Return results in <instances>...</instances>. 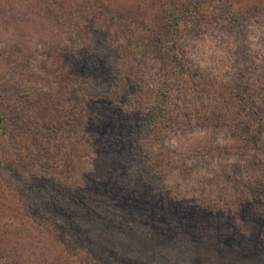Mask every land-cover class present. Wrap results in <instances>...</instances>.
Listing matches in <instances>:
<instances>
[{"label": "trees", "instance_id": "trees-1", "mask_svg": "<svg viewBox=\"0 0 264 264\" xmlns=\"http://www.w3.org/2000/svg\"><path fill=\"white\" fill-rule=\"evenodd\" d=\"M112 1L0 0V8L26 6L30 15L44 24L48 22L53 29L64 26L73 46H85L84 53L70 56L74 63L66 56L61 73L36 65L55 78L52 84H47L40 73L24 71L25 65L11 66L20 80L35 78L44 83L43 92L34 89L32 102H41L45 111L35 119L27 117L24 107L13 112L11 102L24 106L28 99L23 91L0 98V150L4 159L0 179L5 188L16 190L17 197L16 207L11 208L4 205L8 201L1 199L0 193L1 207L6 214L14 212L23 219L21 227L34 239L33 243L50 232L58 234V229L68 235L71 247L53 249L45 264H76L80 252H85L92 264H207L210 257L205 260L206 253L199 255L197 246L204 252L216 250L223 255V262L230 255L233 260L264 264V153L260 151H264V98L250 85L237 84L238 102L228 104L215 127L219 131L229 129L235 139L247 140L242 156L250 150L261 152L254 159L260 166L255 168L260 176L253 173L249 181H244L242 167L232 164L235 169L229 168L226 173L229 182L223 180L213 193L218 199L228 196L225 205L213 201L206 207L204 197L193 201L181 195L182 190L168 181V171L172 172L166 161L169 159L152 152L148 143L154 138L163 141L161 126L168 113L172 86L187 78L194 90L200 89L202 72L190 68L189 60L178 53L183 30L190 22L195 25L202 19L203 2L190 0L180 9L176 7L180 0H152L151 6H144L145 0H132V5L123 8H113ZM143 7L152 12V22L144 20L146 13L139 15ZM225 12L232 19L231 29L239 31L243 25L231 18L226 9ZM124 23H140L144 27L137 34L135 45L122 44L128 38L123 37L124 29L133 30L129 28L133 26ZM144 50L152 51L154 57L166 51V64L156 58L151 70L142 60L149 57ZM14 52L15 58L29 62L27 54L19 50L11 51L8 58L12 59ZM5 64L9 67L8 61ZM153 75L161 78L156 90L148 83H153ZM10 83L12 86L13 79L2 78L0 90L6 92ZM8 104L12 111L7 110ZM51 110L60 113L51 118L46 115ZM94 114L97 118H93ZM221 149L220 154L229 159L227 146ZM83 151L112 156L118 161L111 166L114 174L124 175L125 179L129 176L135 186L128 190L110 180L109 184L92 181L85 187L70 181L65 172H58L57 158L66 163L63 166L79 170L69 158ZM191 171L189 166L185 168V174ZM17 180L23 184L14 188ZM205 183H210L212 189L214 180ZM11 228L15 229L13 225ZM161 230L172 235L185 230L194 241L192 249L182 250L180 255L176 248H166L158 236ZM108 231L118 232L119 240L128 245L133 239H142L149 254L152 249L155 251L154 256L149 255L151 261L141 260L128 249H119L104 240ZM3 234L4 230L0 264H30L7 251L1 243ZM59 237L62 239V235Z\"/></svg>", "mask_w": 264, "mask_h": 264}, {"label": "rangeland", "instance_id": "rangeland-1", "mask_svg": "<svg viewBox=\"0 0 264 264\" xmlns=\"http://www.w3.org/2000/svg\"><path fill=\"white\" fill-rule=\"evenodd\" d=\"M189 1L180 0L176 7L184 8V4L189 3ZM151 2L152 0H145L143 5L151 6ZM202 2V19L195 25L194 22H190L189 26L183 30L182 47L178 53L181 57L189 60L190 68L199 69L202 72L200 89L194 90L193 84H190L191 82L187 78L178 80L172 86L167 103L168 113L161 126L163 141L151 139L148 147L157 155L169 159L166 161L169 162L172 172L168 171V181L171 185L182 190L181 195L184 194L193 201L195 199L201 200V197H204L207 203L205 206L210 207L213 201H217L218 205L226 204L224 199H228V196L224 195L218 199L213 193L217 188L216 185H221L223 180L229 182L226 173L229 168L235 169L232 164L235 163L242 167L241 174H244V181H249L248 177L249 175L252 176L253 173L260 176V172L255 170V168L259 169L260 166L254 162V159L258 155L261 156L260 153H264V151L250 150L247 155L242 156L241 152L245 150L247 140L235 139L229 129L219 131L215 130V127L217 126L216 122L220 119L218 117L224 115L228 104L235 105L238 102L237 84L241 86L250 85L248 87H253L254 92L264 98V0H202ZM132 3V0H113L110 4L113 8H123L132 5ZM169 9L172 10V6H169ZM225 9L231 18L238 19L243 25L240 26L239 31H235L234 28L231 29L232 19L227 18ZM145 13L147 16L144 20L147 23L152 22V12H147L146 8L143 7L139 15H145ZM141 18L143 20L144 17ZM47 24L49 23L44 24L38 18L30 15L26 6L19 9L0 8V55H2L0 56V80L2 78L13 79V85L9 84L12 91L9 90L10 86L6 90V92L11 91L10 93L6 94L0 90V98L5 96L10 98L9 94L15 93L17 95L18 91L27 93L28 99L25 100L24 106L11 102L13 104L11 108L14 112V110L17 111L18 108L24 107L22 110L31 119L39 117L45 111L41 102H36L37 104L32 102L35 99L33 96L34 89L37 88L43 92L46 87L44 83H40L35 78H26L27 82L20 80L17 72L13 71L11 66L17 63L25 65L24 71L40 73L47 84H52L55 82V78L40 68H36V65L48 66V70L55 69L61 73L66 66V56L74 57L78 53H84L85 50L84 45L73 46L64 26L57 28L61 30H57ZM125 25L127 27L133 26L129 27L133 30L124 29L123 37L128 38L122 44L131 45L132 42V45H135L138 43L135 41L137 34L140 30H144V27L140 23H127ZM122 44L121 46H123ZM13 50L27 54L29 62L25 64L23 60L15 58L17 54L15 52L12 59L8 58ZM165 52H158L154 57L152 51L144 50V55L149 57H144L142 60L153 70L156 58L160 63L166 64V61L163 60L167 55ZM71 59L74 63V58ZM5 61L9 62V67L6 66ZM168 69L171 68L167 67ZM151 74L154 73L151 72ZM160 79L159 76L154 77L153 75V85L148 82L152 90L157 89ZM11 108L8 104L7 110L12 111ZM197 109L200 112H197ZM57 113L60 111L51 110L46 115L54 118ZM96 115L94 114L93 118H97ZM64 143L68 142L65 141ZM225 146H227V152L230 153L229 159L220 154L223 152L221 148ZM75 153L78 152L75 151ZM2 155L0 150V166L2 163L4 164ZM69 160L74 161L75 167L79 170L74 171V168L69 169L68 165L63 166L66 163L60 162L58 158L57 165L61 166H58V172H65L66 177L72 182L80 183L86 187L92 181L109 184L112 180L115 184L117 183L123 188L126 187L128 190H132L135 186L136 182H133L129 176L125 179L123 178L124 175H119L121 178L114 174L116 171L112 170L111 166L113 163L118 164V161H114V158L109 154L88 151L78 154V156L74 155ZM187 166L192 171L185 174ZM247 169L250 170L247 171ZM212 180H214V184L211 189L210 183L205 182ZM215 180L218 182L217 184H215ZM11 182L13 181L11 180ZM20 184H23V181L17 180L13 183V187L19 188ZM15 192L16 190L5 188L4 182L0 179V193L3 194L1 199L8 201H5L4 205H11V208L16 207ZM1 206L3 205L0 204V238L4 230L1 243L8 248L7 251L16 253L20 260L29 261L30 264H45L53 249L71 247L67 240L68 235H64L65 232L62 229L56 231L58 234L50 232L51 235L40 238L42 240L39 239L38 242L35 240V243L31 242L34 239L29 238L27 231L21 227L20 221L23 219L16 217L14 212L6 214L4 207ZM8 221L11 223L7 224ZM11 225L15 229L11 228ZM17 229H22L25 232H17ZM173 230L174 228H172ZM185 230L176 235L165 234L161 230L158 236L165 243L166 248H176L181 255L182 250H191L190 245L194 243L193 239L184 233ZM60 235H62V239L59 237ZM119 237V233L115 231H108L103 236L104 240L116 245L117 248H126L133 255L139 256L141 260L151 261L149 255L150 257L154 256L155 251L152 249V254H149L145 246L142 245V239H133L132 244L128 245L120 241ZM186 246H188L187 249ZM199 248L200 246L196 248L199 255L206 253L205 260L210 257L207 264H253L252 261L233 260L230 255L227 256L228 260L223 262L224 260H220L223 255L218 254L216 250H205L204 252ZM202 259L204 256L201 254L200 260ZM75 261L76 264H92L90 262L92 260L87 258L85 252H80ZM190 264H195V262L192 263L191 261Z\"/></svg>", "mask_w": 264, "mask_h": 264}]
</instances>
